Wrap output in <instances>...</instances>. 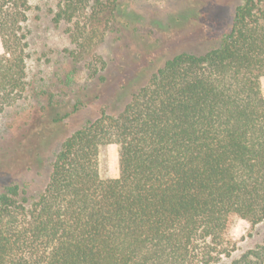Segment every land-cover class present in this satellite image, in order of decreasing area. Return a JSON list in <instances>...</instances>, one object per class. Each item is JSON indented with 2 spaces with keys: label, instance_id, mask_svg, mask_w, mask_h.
Listing matches in <instances>:
<instances>
[{
  "label": "trees",
  "instance_id": "trees-1",
  "mask_svg": "<svg viewBox=\"0 0 264 264\" xmlns=\"http://www.w3.org/2000/svg\"><path fill=\"white\" fill-rule=\"evenodd\" d=\"M49 1L53 24L74 46L65 51L71 63L94 44L91 20L118 5ZM29 12L27 0H0V117L34 97ZM85 68L89 80L105 81L101 57ZM263 76L264 0H243L215 47L176 54L120 112L102 107L65 137L35 199L15 181L0 187V264H217L229 257L235 224L264 221ZM53 78L58 83V69ZM34 95L45 101L31 138L64 126L83 107L76 98L61 111L54 93ZM111 144L119 175L102 179L99 151ZM231 264H264V245Z\"/></svg>",
  "mask_w": 264,
  "mask_h": 264
},
{
  "label": "rangeland",
  "instance_id": "rangeland-1",
  "mask_svg": "<svg viewBox=\"0 0 264 264\" xmlns=\"http://www.w3.org/2000/svg\"><path fill=\"white\" fill-rule=\"evenodd\" d=\"M242 1L118 0L113 15L107 12L88 24L94 44L80 61L71 63L65 51L74 46L63 27H56L51 20L53 2L27 0L30 6L27 74L30 96L34 97L9 108L0 117L3 138L0 187L15 181L27 190L30 199H35L45 188L50 163L65 137L87 120L96 118L102 107L111 114L120 112L129 96L171 57L182 52L202 54L215 47L218 36L230 27L235 7ZM94 56L106 63L105 81L101 84L87 76L86 63ZM56 69L58 83L53 78ZM52 82L56 85L50 89ZM260 85L264 93V76ZM42 90L58 96L56 101L63 105L61 111L73 105L76 98L83 107L64 126L52 130L45 124L47 131L43 137L31 138L28 133L35 124V109L45 101L37 100L34 94ZM98 161L102 179L118 177L116 145L102 147ZM232 237L233 251L217 264H231L245 252L264 245V221L254 227L238 221Z\"/></svg>",
  "mask_w": 264,
  "mask_h": 264
}]
</instances>
